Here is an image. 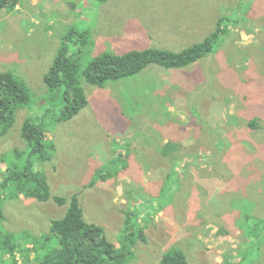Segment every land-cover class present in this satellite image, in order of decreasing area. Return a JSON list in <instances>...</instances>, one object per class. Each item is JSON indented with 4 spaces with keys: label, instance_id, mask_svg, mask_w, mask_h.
Returning a JSON list of instances; mask_svg holds the SVG:
<instances>
[{
    "label": "rangeland",
    "instance_id": "rangeland-1",
    "mask_svg": "<svg viewBox=\"0 0 264 264\" xmlns=\"http://www.w3.org/2000/svg\"><path fill=\"white\" fill-rule=\"evenodd\" d=\"M221 18L228 34L189 67L151 65L103 88L84 79L104 53L181 52ZM72 30L88 34L86 45L69 44L89 103L61 122L45 76ZM0 72L32 95L0 139V169L25 153L18 163L33 161L52 196L40 202L0 191L5 230L48 233L68 211L54 198L78 195L87 223L118 248L128 244L126 264H161L173 250L189 264H264V0H20L0 12ZM26 119L45 129L54 151L30 157ZM169 143L180 148L164 155ZM141 225L147 242L132 246L126 239Z\"/></svg>",
    "mask_w": 264,
    "mask_h": 264
},
{
    "label": "trees",
    "instance_id": "trees-1",
    "mask_svg": "<svg viewBox=\"0 0 264 264\" xmlns=\"http://www.w3.org/2000/svg\"><path fill=\"white\" fill-rule=\"evenodd\" d=\"M19 3L20 0H0V12H12ZM226 22V18H221L214 33L181 52L146 49L125 55L104 53L91 61L83 71L84 79L90 85L103 88L110 81L137 76L151 65L168 70L189 67L214 52L217 44L229 32ZM74 40L86 45L88 34L70 31L63 38V44L45 76L50 100L58 98L62 104L59 118L61 122L75 118L89 103L79 78V60L76 54L72 53L69 44ZM31 102L32 95L26 83L11 72H0V139L6 137L13 129L17 109ZM250 125L254 129L259 127L256 122H251ZM21 135L31 148L30 157L35 154L43 155L46 148L54 151V144L48 140L45 129L32 119L25 120ZM177 148L180 146L167 144L164 147V155H169ZM24 154L15 152L13 159L2 160L7 167L4 171L0 169V191L10 189L17 198L23 196L48 202L52 198L48 180L42 172L34 169L33 161L23 165L18 163V158ZM52 157L51 155L47 158L44 155L42 159L51 161ZM54 200L61 207L68 205V211L62 219L52 221L50 231L41 236H35L28 231L19 235L5 230L1 226L5 214L0 202V264H126L128 244L126 249L125 246L118 248L109 240L104 228L87 223L78 195L71 199L57 196ZM131 218V213L127 212L125 224L128 231L131 229ZM134 231L127 237L128 243L131 242L134 246L139 240L147 242L145 226L141 225ZM161 264H189V261L185 252L173 250L163 255Z\"/></svg>",
    "mask_w": 264,
    "mask_h": 264
}]
</instances>
